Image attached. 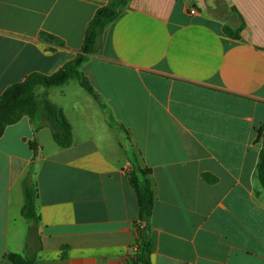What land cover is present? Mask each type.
<instances>
[{
	"label": "crops",
	"instance_id": "obj_1",
	"mask_svg": "<svg viewBox=\"0 0 264 264\" xmlns=\"http://www.w3.org/2000/svg\"><path fill=\"white\" fill-rule=\"evenodd\" d=\"M108 3L0 0V97L73 61ZM124 9L82 67L100 99L77 78L48 90L73 145L60 148L28 117L0 139V264L9 254L136 264L131 153L155 192L152 264H264V0H129ZM29 175L38 222L22 215Z\"/></svg>",
	"mask_w": 264,
	"mask_h": 264
},
{
	"label": "trees",
	"instance_id": "obj_2",
	"mask_svg": "<svg viewBox=\"0 0 264 264\" xmlns=\"http://www.w3.org/2000/svg\"><path fill=\"white\" fill-rule=\"evenodd\" d=\"M129 0H109L107 6L100 8L93 20L90 22L79 54L73 61L68 62L57 72L46 75L39 72L31 73L22 82L16 83L3 93L0 97V139L5 134L9 126L17 124L24 117H28L33 123L35 132L44 127H49L52 131L55 144L60 148H69L74 143L72 126L65 117L64 112L54 105L48 96V90L52 87H59L69 80L77 78L80 85L92 94L96 99H100L96 90L82 72L84 62L89 56L96 54L99 48L100 38L109 24L115 21L124 12ZM226 35L232 38H240V31H233L226 26ZM42 86L45 91L40 102L36 101L35 88ZM257 142L263 143L257 165L258 179L264 190V123L258 129ZM33 148L36 144L31 143ZM132 169L127 173L129 181L134 188L137 201L139 202L140 217L135 225L138 234L136 264H152L147 254L152 253V242L150 237V221L155 207V192L151 180V171L142 168L133 153L130 154ZM211 182L213 177L206 176ZM25 203L22 208V215L29 221L38 222L40 220L36 209L38 190L29 175L24 181ZM7 259L11 264H34V257L23 256L21 254H9Z\"/></svg>",
	"mask_w": 264,
	"mask_h": 264
},
{
	"label": "rangeland",
	"instance_id": "obj_3",
	"mask_svg": "<svg viewBox=\"0 0 264 264\" xmlns=\"http://www.w3.org/2000/svg\"><path fill=\"white\" fill-rule=\"evenodd\" d=\"M44 90H45L44 88H39V89H37L36 93L37 92H42V91L44 92Z\"/></svg>",
	"mask_w": 264,
	"mask_h": 264
},
{
	"label": "built area",
	"instance_id": "obj_4",
	"mask_svg": "<svg viewBox=\"0 0 264 264\" xmlns=\"http://www.w3.org/2000/svg\"><path fill=\"white\" fill-rule=\"evenodd\" d=\"M195 13H196L195 9H191V14H195Z\"/></svg>",
	"mask_w": 264,
	"mask_h": 264
},
{
	"label": "water",
	"instance_id": "obj_5",
	"mask_svg": "<svg viewBox=\"0 0 264 264\" xmlns=\"http://www.w3.org/2000/svg\"><path fill=\"white\" fill-rule=\"evenodd\" d=\"M147 256H148V258L150 259V256H151V255L147 254Z\"/></svg>",
	"mask_w": 264,
	"mask_h": 264
}]
</instances>
